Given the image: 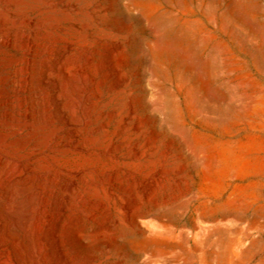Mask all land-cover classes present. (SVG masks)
I'll return each mask as SVG.
<instances>
[{
  "label": "rangeland",
  "instance_id": "374dc122",
  "mask_svg": "<svg viewBox=\"0 0 264 264\" xmlns=\"http://www.w3.org/2000/svg\"><path fill=\"white\" fill-rule=\"evenodd\" d=\"M0 138V264H264V0H0Z\"/></svg>",
  "mask_w": 264,
  "mask_h": 264
},
{
  "label": "bare ground",
  "instance_id": "6f19581e",
  "mask_svg": "<svg viewBox=\"0 0 264 264\" xmlns=\"http://www.w3.org/2000/svg\"><path fill=\"white\" fill-rule=\"evenodd\" d=\"M30 80V79H29ZM42 86V85H41ZM33 88V87H32ZM35 88L36 85H35ZM36 93V92H35ZM32 94V93H31ZM44 95V94H43ZM42 95V96H43ZM32 98V97H31ZM51 98V97H49ZM48 98V99H49ZM82 99V97H81ZM51 100V99H50ZM24 101V100H23ZM38 101V100H37ZM43 101V100H42ZM48 101V100H47ZM41 102V101H40ZM45 103V102H44ZM47 103V102H46ZM31 105V104H30ZM43 105V104H42ZM52 105V104H51ZM35 106V105H34ZM50 107V106H49ZM43 108H45L43 106ZM41 109V107H40ZM39 109V111H40ZM34 109H32L33 111ZM38 110V109H37ZM42 110V109H41ZM44 110V109H43ZM46 110V109H45ZM55 110V109H54ZM35 111V110H34ZM51 112V110L49 111ZM48 112V113H49ZM56 112V111H55ZM54 112V113H55ZM53 113V111H52ZM35 114V113H34ZM50 114V113H49ZM27 115V114H26ZM43 115V114H41ZM28 116V115H27ZM40 116V115H39ZM41 118V117H40ZM26 121V120H25ZM23 120V122H25ZM22 122V123H23ZM21 124V123H20ZM19 124V125H20ZM24 124V123H23ZM18 125V126H19ZM25 125V124H24ZM29 125V123L27 124ZM2 138V137H1ZM0 138V139H1ZM1 154V153H0ZM2 156V155H1ZM6 160V159H5ZM7 163V162H6ZM5 163V164H6ZM12 163V161H11ZM14 165V164H13ZM15 165L17 167V169L21 170V167H22V163L20 161H16L15 162ZM25 165V164H24ZM5 169V168H4ZM11 171V170H10ZM16 171V170H15ZM6 173V172H5ZM4 173V174H5ZM14 173V172H13ZM18 173V174H17ZM7 174V173H6ZM17 176L20 177L21 179V175H22V172L19 171V172H16ZM26 174V173H25ZM16 176V177H17ZM4 177V176H3ZM11 177V176H9ZM24 177V176H23ZM26 177V176H25ZM19 179V180H20ZM7 180V179H6ZM9 180V179H8ZM23 182V181H22ZM7 183V182H6ZM5 183V184H6ZM2 184V183H1ZM18 184V183H17ZM20 184V183H19ZM28 184V183H26ZM14 186V185H13ZM16 186V184H15ZM18 186V191L20 192L21 195H24V188L25 186L22 184L20 185H17ZM29 186V185H28ZM3 188V187H2ZM17 188V187H16ZM9 190V189H8ZM10 191V190H9ZM27 191V190H26ZM16 192V191H15ZM28 196V195H27ZM23 199V197H22ZM26 200L28 202H30V200L28 199H25L22 204H20L21 206H18V207H15V205H12L13 201H11V195H8L6 197V200L3 202L4 204V214H1L3 216H1V219H0V234H2V237H6V238H9L11 240H13L15 246L17 244V246L20 248H28L27 247V244H25L24 240L23 239H20L18 238L17 234L15 233V229L17 228H21L24 230V228H26L29 224H30V221H31V216L29 217L28 215V211L29 208H26L27 207V204L28 202H26ZM21 201V199H20ZM57 201V200H56ZM59 201V200H58ZM60 202V201H59ZM59 202H54V203H59ZM61 203V202H60ZM60 205V204H59ZM62 205V204H61ZM60 205V206H61ZM30 207V206H29ZM57 207V206H55ZM58 208V207H57ZM56 208V210H57ZM60 208V207H59ZM2 209V208H1ZM28 209V210H27ZM62 209V208H61ZM32 215V213H31ZM40 215V214H39ZM33 218V217H32ZM37 218V217H36ZM39 218V217H38ZM35 220V219H34ZM40 222V220H39ZM53 222V221H52ZM51 222V223H52ZM33 223V221H32ZM31 223V224H32ZM50 223V222H49ZM53 225V223L51 224ZM47 228V227H46ZM27 230V229H25ZM44 230V228H43ZM52 230V229H51ZM49 231V230H45V231H41V229L39 230L38 229H33V231L26 237L24 236V238L26 237V240H28L27 238H29L31 244H30V247H31V251H27L25 253H27L25 256L26 258L28 259L29 263L28 264H72L73 262L71 260H69L68 258L65 257V255L63 254V252L61 251L60 249V245H59V242H58V235L56 233H54L53 231ZM30 232V231H29ZM28 232V233H29ZM27 233V234H28ZM26 234V233H24ZM26 234V235H27ZM20 236V235H19ZM22 238V237H21ZM1 239V238H0ZM60 239V238H59ZM4 241V240H3ZM16 246V247H17ZM4 247V246H3ZM10 247H11V242H10ZM15 247V248H16ZM13 248V247H12ZM2 249V247H1ZM21 250V249H19ZM3 251V250H2ZM17 251V249H16ZM14 252V251H13ZM15 254V252H14ZM17 256V254H16ZM24 256V255H23ZM68 256V255H66ZM9 257V256H8ZM15 257V256H13ZM14 259V258H13ZM5 260V259H4ZM15 260V259H14ZM18 261V260H16ZM25 261V259H24ZM13 262V261H12Z\"/></svg>",
  "mask_w": 264,
  "mask_h": 264
}]
</instances>
